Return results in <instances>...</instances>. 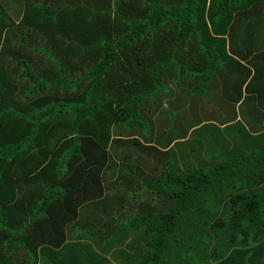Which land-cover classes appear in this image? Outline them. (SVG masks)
I'll list each match as a JSON object with an SVG mask.
<instances>
[{
	"label": "trees",
	"instance_id": "16d2710c",
	"mask_svg": "<svg viewBox=\"0 0 264 264\" xmlns=\"http://www.w3.org/2000/svg\"><path fill=\"white\" fill-rule=\"evenodd\" d=\"M0 264H264V0H0Z\"/></svg>",
	"mask_w": 264,
	"mask_h": 264
}]
</instances>
